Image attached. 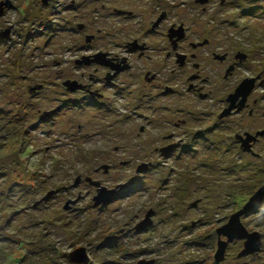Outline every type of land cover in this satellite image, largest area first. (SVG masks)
Returning a JSON list of instances; mask_svg holds the SVG:
<instances>
[{
    "label": "rangeland",
    "instance_id": "rangeland-1",
    "mask_svg": "<svg viewBox=\"0 0 264 264\" xmlns=\"http://www.w3.org/2000/svg\"><path fill=\"white\" fill-rule=\"evenodd\" d=\"M30 1L20 0L23 14ZM241 6L251 17L232 7L223 13L216 4L214 13H220L212 23L213 37L228 47L257 46L264 70V0ZM47 17L46 11L33 9L37 28L29 41L22 34L15 60L0 45V264H77L70 254L79 249L87 250L89 264H216L218 230L244 211L254 191L249 180L258 167L264 169V143L261 161L222 152L162 158L153 154L159 143L142 141H126L124 150L133 151L115 157L98 148L94 138L68 136L60 123L70 117L66 113L41 122L43 112L59 105L48 77L55 73L53 62L66 60L63 51L48 48L46 31L38 28ZM229 20L233 29V23L224 25ZM263 111L264 103V121ZM77 114L73 125H87L90 119ZM90 125L84 135H95L97 125ZM102 190L117 192L109 204L95 206ZM151 211L152 226L136 231ZM241 223L249 233L262 235V249L258 257H240L245 245L235 240L221 264H264V207Z\"/></svg>",
    "mask_w": 264,
    "mask_h": 264
},
{
    "label": "flooded vegetation",
    "instance_id": "flooded-vegetation-1",
    "mask_svg": "<svg viewBox=\"0 0 264 264\" xmlns=\"http://www.w3.org/2000/svg\"><path fill=\"white\" fill-rule=\"evenodd\" d=\"M245 1L34 0L38 3L34 5L31 0L23 14L20 0H0V45L5 44L6 55L15 60L22 34L29 41L37 28L33 9L48 13L38 28L45 29L48 48L63 51L66 60H54L55 69H64H52L55 73L48 75L55 87L51 95L59 105L43 112L40 121L51 123L66 113L70 117L60 123L72 139L94 138L98 148L115 157L133 151L134 147L124 150L126 141H142L159 143L153 154L162 158L222 152L261 161L263 54L246 43L242 47L216 43L212 28L220 13H214L218 3L223 13L232 7L241 17H251L241 6ZM258 10L250 8L252 13ZM47 95L50 99L49 91ZM76 111L79 118L90 119L87 125L80 121L73 125ZM92 123L97 125L95 135H84ZM249 183L254 191L245 209L264 187L262 167ZM263 207L261 200L241 220Z\"/></svg>",
    "mask_w": 264,
    "mask_h": 264
},
{
    "label": "water",
    "instance_id": "water-1",
    "mask_svg": "<svg viewBox=\"0 0 264 264\" xmlns=\"http://www.w3.org/2000/svg\"><path fill=\"white\" fill-rule=\"evenodd\" d=\"M147 166L142 167L139 171H145ZM142 170V171H141ZM99 187L100 185H96ZM126 186H122L121 188H125ZM116 190L107 192L106 190H102L99 192L98 197L94 199L95 206L99 205H107L112 201V197L116 194ZM49 196L46 198L48 199ZM261 200L264 201V187L254 196L251 200V204L246 207L245 211H241L237 215H234L229 223L218 230L219 242H218V250L215 255V263L221 264L226 259V252L229 243H232L235 240L245 241V247L240 257L259 254L262 249V235L259 233H249L248 230L241 223V216L249 210L254 205H257ZM196 206V205H193ZM155 215L153 211L149 212L146 215V219L141 222L136 231H144L149 226H152V217ZM222 238H227V241H223ZM70 258L73 262L77 264H89L90 259L87 255L86 249H79L70 254ZM138 264H154V262H140Z\"/></svg>",
    "mask_w": 264,
    "mask_h": 264
}]
</instances>
